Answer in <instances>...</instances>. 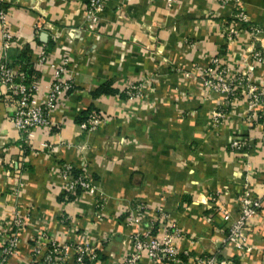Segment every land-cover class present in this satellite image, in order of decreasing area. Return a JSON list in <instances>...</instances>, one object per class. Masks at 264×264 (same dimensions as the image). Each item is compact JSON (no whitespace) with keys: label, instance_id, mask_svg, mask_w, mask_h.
<instances>
[{"label":"crops","instance_id":"obj_1","mask_svg":"<svg viewBox=\"0 0 264 264\" xmlns=\"http://www.w3.org/2000/svg\"><path fill=\"white\" fill-rule=\"evenodd\" d=\"M173 1L168 7L165 0H110L91 32L83 24L87 0L2 3L0 61L6 31L12 36L8 58L20 62L18 68L30 67L27 61L45 49L55 65L67 56L74 75L50 127L34 131L26 145L11 121L13 101L0 95V228L7 230L17 214L24 221L5 264H76L73 254L63 263L54 255L50 260L53 243H92L95 264H122L135 230L161 233L159 213L179 234L176 248L186 253L181 264L214 254L229 264H264V123L249 125L245 98L225 108L224 95L204 88L201 79L216 57L231 71L244 69L252 50L248 34L225 41L224 24L235 9L263 27L264 45V0ZM33 68L42 94L51 71ZM250 76L264 87V63ZM107 82L118 91L143 82V91L133 99H94L92 92ZM90 107L105 120L87 133L77 118ZM222 110L220 125L213 126V113ZM235 138L246 141L241 152L230 148ZM64 166L85 173L92 191L68 200L60 177ZM244 193L262 202L246 229L248 252L225 241L224 223L212 210L221 200L235 217ZM131 215L142 221L129 223ZM136 264L169 263L142 256Z\"/></svg>","mask_w":264,"mask_h":264},{"label":"built area","instance_id":"obj_2","mask_svg":"<svg viewBox=\"0 0 264 264\" xmlns=\"http://www.w3.org/2000/svg\"><path fill=\"white\" fill-rule=\"evenodd\" d=\"M110 0H87L86 8L83 16L84 30L91 32L97 23L100 22L105 4ZM223 3L227 0H221ZM0 0V26H5V16L2 3ZM168 7L172 6L173 0H165ZM250 22L248 17L242 10H234L230 21L225 26V41L231 42L239 32H242V24ZM227 23V22H225ZM253 31L254 37L258 36L259 30L257 26H247ZM255 32V33H254ZM84 33V32H83ZM80 35L79 33L75 36ZM2 48L3 58L0 61V95L5 94L13 101L15 110L11 116V121L20 134L21 142L26 145L28 139L37 129L50 127V116L56 112L61 102L72 90L74 85V75L72 71L73 65L67 56H64L59 65L52 63L45 51L42 49L37 54L35 61H30L35 67H48L51 71L50 83L43 88L36 78H29L27 74L21 72L18 66H9L8 50L11 46L12 36L9 32L2 31ZM62 50L67 51L68 45H62ZM264 61L262 47L260 49L253 47L250 51L249 58L244 60V69L232 71L224 65L218 57L213 58L209 67L202 73V84L204 88L224 95V107L228 108L230 103L237 98H245L247 101V109L251 115L246 116L247 123L253 124L257 122L258 117L264 118V87L251 80V74L255 71L256 65H261ZM233 73V74H232ZM140 83H129L124 92L129 99L136 98L142 93ZM257 112H256V111ZM256 112V113H255ZM223 110L216 111L212 115V125L219 126L220 119L224 117ZM104 116L98 112H90L86 119L79 124V128L83 132H93L104 122ZM264 123V122H263ZM260 142L264 144V130L262 131ZM233 152H241L246 146V141L235 138L229 143ZM23 147V146H20ZM72 167L64 166L61 168V180L63 182L64 192L74 194L77 188L83 191H92V185L85 173L78 177L71 174ZM22 187V183H17V189ZM215 200V199H214ZM215 206L212 208L215 216H219L224 223L226 231L225 241L232 244L236 249L248 252L250 248L246 245V229L249 222L256 216L262 202L260 199H252L246 193L238 200L239 210L234 217L227 209L224 201L216 200ZM207 218L208 222L213 217ZM157 220L161 223V233L154 235L148 228L145 231L135 230L130 236L132 245L131 254L122 262V264H136L142 256L156 262H168L169 264H181V256L186 253H180L175 245L176 238L179 234L166 214L159 213ZM129 223H139L141 217L134 215L129 216ZM23 219L19 214L13 216L8 222L7 230L0 228V264L15 254L17 247V238L23 226ZM7 231V232H6ZM39 247L34 246L32 254L39 253ZM264 259V245L260 249ZM73 254L76 264H95L97 259V250L92 243L72 244L70 246H59L53 243L49 249L48 256L53 259V255L57 261L63 263L66 258ZM195 264H229V262L218 255L202 256L196 260Z\"/></svg>","mask_w":264,"mask_h":264},{"label":"trees","instance_id":"obj_3","mask_svg":"<svg viewBox=\"0 0 264 264\" xmlns=\"http://www.w3.org/2000/svg\"><path fill=\"white\" fill-rule=\"evenodd\" d=\"M254 25L256 26V24H254V23H252V22H248L247 24H242V28H247V26H254ZM225 46H226V45H224V48H225ZM222 52H223V51H222ZM8 63H9V64H8L9 66H18L20 62L15 61V62L13 63V62H10V61H9V58H8ZM26 65H27V66H30V67L26 68V67L23 66V67L19 68V70H20L21 72L27 74V76H28L29 78H31V77L36 78L37 76H35V71H34L35 69L33 68L34 65H33L30 61H27ZM31 66H33V67L31 68ZM25 68H26L27 70H26ZM36 79H37V78H36ZM106 95H120V96H124V95H125V96H126V94H125L123 91H118V90L112 88V87H111V82H107V83H105V84L99 86L96 90H94V91L92 92V97H93L94 99H95V98H98V97H100V96H106ZM90 112H95L96 114H98L99 111L96 110V109H94V108H92V107H90V108H88L86 111H84V112H83V113L77 118V122H78L79 124L82 123V122L86 119L87 115H88ZM263 122H264V118L261 117V116L258 117L256 123H257V124H260V123H263ZM71 174H72L74 177H78L79 175L82 174V172H79V171H77V170H75V169L72 168V170H71ZM81 192H83V190L77 188L76 191L74 192V194H68V193H66V195H67L68 200L72 201V200H74V198H75L76 196L80 195ZM152 234H154V233L152 232Z\"/></svg>","mask_w":264,"mask_h":264},{"label":"rangeland","instance_id":"obj_4","mask_svg":"<svg viewBox=\"0 0 264 264\" xmlns=\"http://www.w3.org/2000/svg\"><path fill=\"white\" fill-rule=\"evenodd\" d=\"M236 10V9H235ZM237 10H241V9H237ZM244 13V12H243ZM245 14V13H244ZM230 20L228 19L224 25L227 26L228 22ZM255 26V25H254ZM254 26L252 28H254ZM257 26V29L259 30V34L258 36L254 37L253 34H252V30L250 29V27H247V28H242V32H239L235 37L239 36L241 33H246L248 34V37L250 38V41H249V44L253 45V47H256L258 49H260V47L264 48V45L261 46L262 43V39H263V36H262V33H263V27H260L258 25ZM255 33V32H254ZM263 52V51H262ZM247 58H249V55H250V52L247 53ZM246 58V59H247ZM264 63V61L262 62V64ZM123 92L126 91V89L124 88L123 90H121Z\"/></svg>","mask_w":264,"mask_h":264},{"label":"water","instance_id":"obj_5","mask_svg":"<svg viewBox=\"0 0 264 264\" xmlns=\"http://www.w3.org/2000/svg\"><path fill=\"white\" fill-rule=\"evenodd\" d=\"M45 35V34H44ZM45 38H46V35H45Z\"/></svg>","mask_w":264,"mask_h":264}]
</instances>
